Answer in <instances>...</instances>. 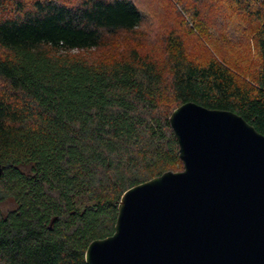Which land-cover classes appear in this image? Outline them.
I'll return each instance as SVG.
<instances>
[{"label":"trees","instance_id":"obj_1","mask_svg":"<svg viewBox=\"0 0 264 264\" xmlns=\"http://www.w3.org/2000/svg\"><path fill=\"white\" fill-rule=\"evenodd\" d=\"M227 2L230 29L203 0H0V264H87L125 191L184 168L170 115L185 102L264 134V0H208ZM152 7L171 26L161 54L80 53L134 34Z\"/></svg>","mask_w":264,"mask_h":264},{"label":"water","instance_id":"obj_2","mask_svg":"<svg viewBox=\"0 0 264 264\" xmlns=\"http://www.w3.org/2000/svg\"><path fill=\"white\" fill-rule=\"evenodd\" d=\"M170 123L184 168L125 191L114 233L88 245L86 263L264 264V134L193 101Z\"/></svg>","mask_w":264,"mask_h":264},{"label":"rangeland","instance_id":"obj_3","mask_svg":"<svg viewBox=\"0 0 264 264\" xmlns=\"http://www.w3.org/2000/svg\"><path fill=\"white\" fill-rule=\"evenodd\" d=\"M144 2L145 0H138ZM186 4L191 5L197 3V0H184ZM204 5L202 7L204 16L208 18L209 23L214 22L220 24L221 28H231L230 19H233L232 12L235 10L233 4L226 3L210 8L208 0H203ZM208 4V5H207ZM155 7V6H154ZM153 8L154 13H150L146 18L143 26H141L134 34H120L117 37L112 38L110 45L105 48L93 49L89 51H81L80 53L90 61H97L99 59H109L118 52L124 50L129 45L137 46L142 52H149L153 54H161L164 50V38L170 31L171 26L163 21V15L160 8ZM225 7V8H223ZM223 8V9H222ZM229 11V12H228ZM221 14V16H219ZM252 45V42H251ZM251 49V57H254L253 45ZM189 53L193 54V48L189 47ZM79 53V52H77Z\"/></svg>","mask_w":264,"mask_h":264}]
</instances>
